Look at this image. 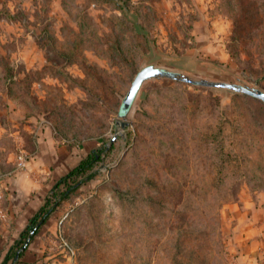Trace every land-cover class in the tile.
Wrapping results in <instances>:
<instances>
[{"label":"rangeland","instance_id":"obj_1","mask_svg":"<svg viewBox=\"0 0 264 264\" xmlns=\"http://www.w3.org/2000/svg\"><path fill=\"white\" fill-rule=\"evenodd\" d=\"M146 66L264 94V0H0V208L34 158L47 185L28 220L91 176L54 210L50 237L72 264H236L239 214L264 218V104L149 79L121 120ZM53 150L70 157L58 176ZM91 151V167L53 191Z\"/></svg>","mask_w":264,"mask_h":264},{"label":"crops","instance_id":"obj_2","mask_svg":"<svg viewBox=\"0 0 264 264\" xmlns=\"http://www.w3.org/2000/svg\"><path fill=\"white\" fill-rule=\"evenodd\" d=\"M46 130L39 132L38 140H46ZM49 163L52 175L60 174L65 167H68V153L53 152L50 155ZM71 162L69 163V165ZM24 166L26 169L18 172L6 182L7 191L6 221L0 223V262L6 255L7 249L20 233L28 218L34 213L41 200V194L47 184L42 183L39 173L45 170L40 162L27 159ZM48 171V169H47ZM45 174V173H44ZM36 193V194H35ZM244 210V209H243ZM258 211L255 206H248L239 214L237 227L233 229V237L230 239L234 244L233 248L236 264H264L260 262V253L264 255V218L256 219L252 214ZM60 211H56L40 226L36 235L25 244L18 252L19 257L15 264H72L70 256L64 248L50 237L56 233V220ZM261 252H257L260 251ZM16 259V258H15ZM264 259V258H263Z\"/></svg>","mask_w":264,"mask_h":264},{"label":"trees","instance_id":"obj_3","mask_svg":"<svg viewBox=\"0 0 264 264\" xmlns=\"http://www.w3.org/2000/svg\"><path fill=\"white\" fill-rule=\"evenodd\" d=\"M143 38L147 45L149 46L150 50L152 51L153 45L150 40L146 36L143 35ZM246 96V95H244ZM248 97V96H247ZM250 98V97H249ZM253 99V98H251ZM95 157L94 152L91 151L85 158L81 159L78 161V163L69 171L67 174H65L63 177L58 179L55 184L52 187V190L55 191L58 187H62V185H65V182L74 177V176H79L83 175L85 171H87L91 165L95 162ZM91 179V176H86L84 179L79 180L78 182L70 185V186H65L64 190L59 192L56 200H53L52 204L50 202V197H46L44 200L43 205L37 210V212L28 220L27 224L21 231L19 235V240L22 241L20 244L19 242H15V246L17 245L16 248H10L11 250L14 249L12 256H10V249L9 253L7 252L0 264H15L17 258L19 257L20 254H18L19 250L25 246L26 243H28L37 233L38 229L40 228L41 225L49 218V216L54 212V210L60 205L61 202L66 201L71 194L80 188L83 184L88 182ZM17 256V257H16ZM16 257V259H15Z\"/></svg>","mask_w":264,"mask_h":264},{"label":"water","instance_id":"obj_4","mask_svg":"<svg viewBox=\"0 0 264 264\" xmlns=\"http://www.w3.org/2000/svg\"><path fill=\"white\" fill-rule=\"evenodd\" d=\"M149 79H166L191 86L229 90L237 94L246 95L264 104V94L258 91L257 89H249L241 85H234L226 82L205 80L201 78L192 77L187 74L174 72L169 69L146 66L139 69V71L135 74L125 96L122 98L117 112V117L119 119H127L133 109L135 98L139 92L142 83ZM120 126L125 127L126 124L121 123Z\"/></svg>","mask_w":264,"mask_h":264},{"label":"built area","instance_id":"obj_5","mask_svg":"<svg viewBox=\"0 0 264 264\" xmlns=\"http://www.w3.org/2000/svg\"><path fill=\"white\" fill-rule=\"evenodd\" d=\"M19 160H20V158H19ZM18 166L20 167H23V163L22 162H18ZM0 201H1V194H0ZM4 217H5V215H4V213H3V211H2V209L0 208V221H3L4 220Z\"/></svg>","mask_w":264,"mask_h":264}]
</instances>
